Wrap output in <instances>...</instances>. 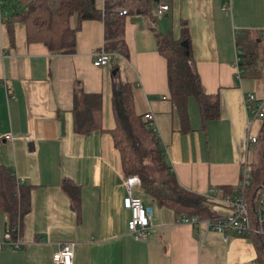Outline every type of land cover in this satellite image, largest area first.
Wrapping results in <instances>:
<instances>
[{"label":"crops","instance_id":"1","mask_svg":"<svg viewBox=\"0 0 264 264\" xmlns=\"http://www.w3.org/2000/svg\"><path fill=\"white\" fill-rule=\"evenodd\" d=\"M156 1L167 3L168 10L154 20L124 15L127 55H110L107 65L99 67L92 65L91 56L102 46L100 19L79 23L72 53L50 55L42 44L25 42L19 22L9 40L0 11V165L22 178L29 203L21 218L22 243L18 249L0 247V264H53L52 252L65 241L75 243L72 264H259L247 237L228 230L223 241L220 232L206 230L201 222H176L170 209L149 199L141 198L150 208L147 236L134 240L126 227L129 211L121 204L124 177L108 133L72 131L75 95L100 94L106 130L114 125L113 94L120 83H131L135 111L152 114L164 162L183 189L206 195L211 188L240 182L249 118L244 97H264V73L257 79L235 77L236 58L244 69L234 36L251 30L264 39V0H229L226 11L221 9L224 0ZM94 5L102 10L104 0H94ZM179 18L189 33L181 45L191 53L204 91L219 99V117L204 129L194 100L188 99L190 130L185 133L177 131L167 99L165 61L152 30L177 37ZM74 23L72 16L70 25ZM260 126L261 119L255 120L251 134L256 136ZM8 132L11 140L3 138ZM62 178L78 188L77 212L60 187ZM214 202L216 216L230 212L228 201ZM6 220L0 211V241Z\"/></svg>","mask_w":264,"mask_h":264},{"label":"trees","instance_id":"2","mask_svg":"<svg viewBox=\"0 0 264 264\" xmlns=\"http://www.w3.org/2000/svg\"><path fill=\"white\" fill-rule=\"evenodd\" d=\"M8 14H2L3 26L9 40L13 38L14 24L23 25L25 42L42 44L50 55L70 54L75 47V32L83 20L100 19L103 24L102 48L111 58L126 57L123 40L124 15H140L154 20L153 8L156 0H104L99 10L94 0H13ZM5 1L3 2L4 5ZM124 10V14H119ZM0 11L1 5H0ZM75 17L74 26L70 17ZM157 52L165 61V80L168 101L176 117L177 131L190 130L187 114V101L195 102L200 127L219 117V99L216 94L204 91L195 71L191 53L181 43L189 41L188 26L185 19H178V36L170 32L160 33L154 29ZM254 33L255 36L252 34ZM235 45L240 50V65L244 69L242 77L261 78L264 73V39L251 30L237 31ZM118 52L119 56L113 55ZM116 99V100H115ZM70 109L72 131L87 135L93 131L107 132L112 146L117 152L123 177L136 175L138 185L134 194H143L158 207L170 209L175 219L181 215L198 219H213L216 214L211 209L214 199L230 203L242 193L246 202L250 229L235 234L250 239L254 245L259 264H264V234L253 229L264 227L258 216L259 200L264 193V116L256 139L248 150L250 179L242 187L219 186L212 197L200 195L183 189L164 162L161 143L150 127L144 114L135 111L132 84L120 83L116 95L111 98L114 125L110 129L101 126V97L98 93L75 95ZM60 187L67 195L74 212L79 208V191L68 178H62ZM230 205V204H229ZM28 188L18 185L13 169L0 165V211L4 212L6 228L12 227L16 219L28 211ZM264 211V206H263Z\"/></svg>","mask_w":264,"mask_h":264},{"label":"built area","instance_id":"3","mask_svg":"<svg viewBox=\"0 0 264 264\" xmlns=\"http://www.w3.org/2000/svg\"><path fill=\"white\" fill-rule=\"evenodd\" d=\"M223 11L229 10V0H224L221 4ZM168 10V4L165 2H157L153 8L154 16H161ZM124 10H120L119 14H124ZM111 54L106 52L102 46L99 50L93 52L91 56V63L95 67L105 66ZM113 55L119 56L118 52ZM235 77L240 78L243 70L238 67V58L235 59ZM244 104L248 112V132L245 138L246 155L242 160L240 170V186L248 185L250 179V168L248 164V150L256 139L255 135L251 134V127L255 120L262 119L264 116V97L259 99L254 94L249 93L244 97ZM144 117L149 121L151 130L157 134L156 127L154 126L153 116L151 113H146ZM5 140H11L12 135L10 132L3 135ZM28 141V138H25ZM18 185L23 184L22 178H16ZM125 195L122 197V206L129 211L130 217L126 223L128 233L134 240H143L147 236L150 219V208L143 205L139 196L134 194V190L138 185V178L136 175H130L124 178L123 181ZM215 189L211 188L206 195L212 197ZM230 212L222 216H215L213 219H198L196 217H187L181 215L176 219V222L182 224L193 225L201 222L204 224L205 229H211L222 234V240H227L225 231L232 230L235 234L248 232L250 229L249 216L246 209V202L242 193L238 194L233 200L230 201ZM264 193L261 194L258 207L259 222H264ZM20 219H16V223L12 227H8L2 234L0 241L1 248L18 249L21 245L20 240ZM258 233L264 234V227L253 229ZM251 231V230H250ZM75 243L73 241L58 242L56 249L51 254L53 264H72V252Z\"/></svg>","mask_w":264,"mask_h":264},{"label":"rangeland","instance_id":"4","mask_svg":"<svg viewBox=\"0 0 264 264\" xmlns=\"http://www.w3.org/2000/svg\"><path fill=\"white\" fill-rule=\"evenodd\" d=\"M5 1L4 5L3 2ZM0 5H1V9H2V14H8L9 13V7L14 5V1L13 0H0ZM190 99V98H189ZM193 99L191 98V101ZM193 102V101H192ZM161 151H163V146L161 148ZM142 199H147L143 194H140Z\"/></svg>","mask_w":264,"mask_h":264},{"label":"bare ground","instance_id":"5","mask_svg":"<svg viewBox=\"0 0 264 264\" xmlns=\"http://www.w3.org/2000/svg\"><path fill=\"white\" fill-rule=\"evenodd\" d=\"M237 56H240V51H237ZM108 60H109V58H108ZM107 63H108V61H107ZM72 258H73V252H72Z\"/></svg>","mask_w":264,"mask_h":264},{"label":"water","instance_id":"6","mask_svg":"<svg viewBox=\"0 0 264 264\" xmlns=\"http://www.w3.org/2000/svg\"><path fill=\"white\" fill-rule=\"evenodd\" d=\"M117 71V68H113L112 70H111V73L113 74V73H115Z\"/></svg>","mask_w":264,"mask_h":264}]
</instances>
